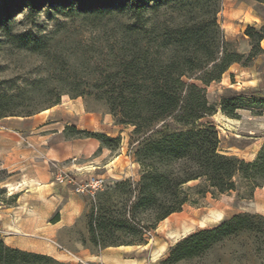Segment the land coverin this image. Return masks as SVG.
Segmentation results:
<instances>
[{
    "label": "rangeland",
    "instance_id": "374dc122",
    "mask_svg": "<svg viewBox=\"0 0 264 264\" xmlns=\"http://www.w3.org/2000/svg\"><path fill=\"white\" fill-rule=\"evenodd\" d=\"M8 16L6 19L7 16L0 13V22L5 21V27L12 34L40 37L44 48L42 51L21 48L16 39L3 36L0 26V111L8 114L0 118V205H12L17 198L14 192L18 187L7 190L3 186L16 179L17 169L35 170L40 176L47 173L51 184L67 198L68 205L63 207L58 203L45 225L53 224L62 213L70 220L76 207L79 212L72 222L58 228L51 237L46 233H20L21 241L36 249L26 251L41 250L44 252L38 253L51 257L48 252L55 251L60 258H53L67 264H102L87 258L97 251L89 242L87 232L92 196L75 192L71 183H57L53 175L54 163L78 178L89 174L104 176L102 190L115 180L137 178L140 167L133 168L128 176L108 177L89 173L82 166L104 150H109L105 153L111 158L122 145L131 156L130 149L136 137L131 134L133 126L117 124L106 101L98 98L100 90L95 79L115 73L122 62L140 48L150 59H163L168 48L161 43L160 35L164 21L168 20L167 13L159 9L149 10L141 18L130 13L81 17L42 8L33 15L25 9H12ZM263 20L264 4L255 0L220 1L218 23L230 48L238 52L247 54L251 49L250 39L243 33L245 27L258 28ZM260 46L264 48V39ZM248 79L255 80L251 86L243 83ZM191 81L202 85L199 81ZM204 87L208 101L216 105L235 92L245 96L246 108L237 109L236 118L225 116L218 108L207 120L218 131L220 152L244 160L254 158L264 142V52L257 53L247 67L237 63L230 65L218 81ZM57 97L58 103L52 104ZM46 108L50 109L49 113L39 114ZM28 112L31 114L24 115ZM166 122L175 126L169 119ZM162 123L154 127L159 128ZM70 126L110 137L119 136L118 147L110 149L95 137L78 133L68 128ZM119 161L120 158L116 159L114 165ZM198 182H188L185 187ZM248 193L249 188L237 180L235 190L193 195L181 211L158 223L146 244L131 247L125 254L130 258L124 264H264V237L250 235L218 244L199 257L160 263L168 248L190 232L211 228L239 212L264 216V184L255 188L250 197ZM217 214H221L220 219L214 218Z\"/></svg>",
    "mask_w": 264,
    "mask_h": 264
},
{
    "label": "trees",
    "instance_id": "16d2710c",
    "mask_svg": "<svg viewBox=\"0 0 264 264\" xmlns=\"http://www.w3.org/2000/svg\"><path fill=\"white\" fill-rule=\"evenodd\" d=\"M220 1L0 0V13L6 19L12 9H25L33 15L48 8L81 17L130 13L141 18L147 11L159 9L167 13L160 35L161 43L168 48L163 59H150L140 48L115 73L95 79L100 90L98 98L106 101L116 123L133 126L131 134L136 137L130 154L140 167L137 178L115 180L92 197L87 232L89 242L97 249L95 254L111 246L146 244L158 223L181 211L193 195L226 193L237 188L238 180L249 188L250 197L255 188L264 184V142L252 160L222 153L218 149V131L207 120L218 108L225 116L236 118V110L246 108L247 101L242 93L235 92L217 105L210 103L204 86L218 81L230 65L247 67L257 53L264 52L260 46L264 20L258 28L247 25L243 31L251 42L247 54L230 48L218 23ZM255 1L264 4V0ZM5 23L0 22L5 38L16 39L21 48L43 50V39L27 33L12 34ZM58 101L57 97L52 104ZM7 115L0 111V118ZM168 119L175 126L167 123ZM161 121L159 128L154 127ZM73 130L95 137L110 149L118 147L119 136ZM195 180L199 182L185 187ZM244 235L264 237V216L239 212L211 228L190 232L168 248L160 263L199 257L218 244ZM0 264L67 263L0 240Z\"/></svg>",
    "mask_w": 264,
    "mask_h": 264
},
{
    "label": "crops",
    "instance_id": "0c3cea01",
    "mask_svg": "<svg viewBox=\"0 0 264 264\" xmlns=\"http://www.w3.org/2000/svg\"><path fill=\"white\" fill-rule=\"evenodd\" d=\"M232 65H235V63ZM254 81V79H248L244 80L243 83L251 86ZM49 111L50 109L46 113L40 112L39 114H47ZM105 152H109V150H104L100 156H94L89 164H83L82 166L87 168L85 170L89 173H102L108 177L128 176L133 173V168L139 167L137 163L133 162L131 156L127 154V149L123 145L120 151H117L111 158ZM118 158H120V161L114 165L115 160ZM252 159L253 157L249 160ZM130 165L131 167H129ZM19 170L17 169L18 173L15 180L8 181L3 185L7 190L15 187L19 189L14 192L17 198L12 205H0V239L10 246L36 251V249L28 247L29 243L21 241L22 239L19 237L20 233H46L51 237L53 233L57 232L58 228L72 222L79 209L77 210V207L74 209L76 214L74 213V215L70 216V220L62 213L60 218L55 220L53 224L50 223L49 226H46L45 223L49 222V216L56 210L58 203H61L63 207H67L68 200L51 184L52 182H50V177L47 173L40 176L38 173L36 174L35 170ZM35 183H38L40 186H35ZM169 216L165 219L169 218ZM133 246L106 247L100 250L98 254H90L87 258L91 262L98 261L102 264H124L130 258L125 254L130 252V248ZM37 252L44 251L37 250ZM48 253L53 257L60 258V255H57L55 251H49Z\"/></svg>",
    "mask_w": 264,
    "mask_h": 264
},
{
    "label": "built area",
    "instance_id": "2783aa9c",
    "mask_svg": "<svg viewBox=\"0 0 264 264\" xmlns=\"http://www.w3.org/2000/svg\"><path fill=\"white\" fill-rule=\"evenodd\" d=\"M53 175L57 183H71L75 192L92 197L98 190L102 189L106 181L105 177L100 174H89L84 178H78L75 173L71 174L55 163Z\"/></svg>",
    "mask_w": 264,
    "mask_h": 264
},
{
    "label": "bare ground",
    "instance_id": "6f19581e",
    "mask_svg": "<svg viewBox=\"0 0 264 264\" xmlns=\"http://www.w3.org/2000/svg\"><path fill=\"white\" fill-rule=\"evenodd\" d=\"M46 112H48V108H46V109H44V110L41 111V113H46ZM214 218H215V219H220V218H221V214H217V215H215Z\"/></svg>",
    "mask_w": 264,
    "mask_h": 264
}]
</instances>
